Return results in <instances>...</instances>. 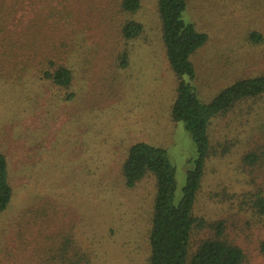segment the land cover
<instances>
[{"label":"rangeland","instance_id":"rangeland-1","mask_svg":"<svg viewBox=\"0 0 264 264\" xmlns=\"http://www.w3.org/2000/svg\"><path fill=\"white\" fill-rule=\"evenodd\" d=\"M118 2L74 0L64 4L69 10L58 7L72 18L58 13L48 22L60 27L57 37L73 48L74 81L67 90L38 79L39 54H25L16 43L1 46L0 37V53L9 50L29 60L27 67L18 61L16 71L10 59L0 60V151L12 189L0 214V264H58L65 239L71 242L70 256L80 240L98 256L96 264H147L154 180L148 176L127 188L120 174L135 143L166 151L175 173L174 204L182 197L197 152L183 124L171 120L179 79L165 59L156 0H140L132 16L120 12ZM35 9L19 11L5 30L18 36L29 32L46 12ZM182 19L208 38L192 57L194 80L181 78L200 101L264 71V43L247 39L253 30L264 35L262 0H188ZM125 20L142 25L137 40L121 37ZM41 32L31 53L46 45ZM124 49L129 59L121 67L118 55ZM210 136L216 155L206 162L194 204L192 241L210 237L209 225L222 221L227 239L245 254L244 264H264L258 252L264 217L248 199L264 193V98L213 120ZM250 153L257 158L252 165L244 161Z\"/></svg>","mask_w":264,"mask_h":264},{"label":"trees","instance_id":"trees-1","mask_svg":"<svg viewBox=\"0 0 264 264\" xmlns=\"http://www.w3.org/2000/svg\"><path fill=\"white\" fill-rule=\"evenodd\" d=\"M73 1L0 0V34H8L0 36L3 41L1 46L16 43L25 48V54H39L40 61L35 60L38 79L59 90L70 89L73 85L74 72L70 66L73 48L57 37L60 27L58 25L48 26V22L53 19L57 20L61 14L63 19L72 18V15L66 12L60 14L58 7H64V4L67 6ZM262 2L264 4V0ZM187 3L188 0H156V12L161 24V43L165 59L169 69L179 79L175 99L171 105V120L174 123L183 124L197 152L194 166L187 173L182 197L178 204H174V168L168 160L166 151L162 148L144 143L131 145L124 155L120 174L127 188H133L148 176L154 180L155 194L146 235L147 264H244L245 254L241 248L227 239L222 221L209 225L213 231L210 237L198 243L192 241V232L197 225V220L193 216V208L202 186L206 162L216 155V148L210 136L212 121L225 116L243 102L264 98V71L252 77L236 79L208 102L200 101L191 84L184 83L181 78L187 76L189 81L194 80L192 57L207 43L208 38L194 25L183 21L182 13ZM34 7L42 14H44V9L46 12L43 15L44 18L40 19L39 23L35 22V27H32L29 32H20L18 36L15 30H5L7 29L6 22L11 21L19 11ZM140 7V0H119L118 2L119 11L127 16L134 15ZM56 11L57 14L54 16ZM42 21L47 25V31L43 27L45 25L40 26ZM259 26L264 29V22ZM39 30L42 31L41 34H46V38L44 37L46 45L41 49L37 46L36 53H31L38 41ZM142 33L143 27L136 21L125 20L121 24L120 35L126 42L137 40ZM15 37H17L16 40H14ZM28 37H30L29 41ZM247 39L252 44L264 43V35L255 30L248 33ZM7 58L10 59L9 64L15 65L12 67L14 71L18 70V61H21L24 67L29 65V60L19 54L1 50L0 60L7 61ZM128 59L127 49L122 50L118 55L119 65L126 67ZM256 159L253 153L244 157L248 165H252ZM11 196L12 189L9 183L6 157L0 151V214L7 208ZM248 199L255 214L264 217V193H254L249 195ZM70 243L69 239L63 241L59 250L61 262L58 264H96L98 256L93 252L91 255L84 249L80 240L77 247H71L72 255L70 256L66 252L70 248ZM258 252L264 257V237L259 242Z\"/></svg>","mask_w":264,"mask_h":264}]
</instances>
